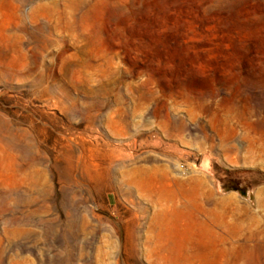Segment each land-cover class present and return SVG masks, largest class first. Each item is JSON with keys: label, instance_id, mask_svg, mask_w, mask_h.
Returning <instances> with one entry per match:
<instances>
[{"label": "rangeland", "instance_id": "1", "mask_svg": "<svg viewBox=\"0 0 264 264\" xmlns=\"http://www.w3.org/2000/svg\"><path fill=\"white\" fill-rule=\"evenodd\" d=\"M0 264H264V0H0Z\"/></svg>", "mask_w": 264, "mask_h": 264}, {"label": "bare ground", "instance_id": "2", "mask_svg": "<svg viewBox=\"0 0 264 264\" xmlns=\"http://www.w3.org/2000/svg\"><path fill=\"white\" fill-rule=\"evenodd\" d=\"M5 1L9 2L10 4H13V3L22 4V3H25L27 0H5ZM23 159H24V157H23ZM33 164H34V162H33ZM173 202H174V199H171V200L162 199V200H160V204H161L160 205V208H161L160 209V217L162 220V222H161L162 233H161V236L159 239V245L157 247L151 249L148 252L149 258H153L156 261H166L167 260L166 253L168 250V246H167L168 245V235H169V228H170L172 222H174V220H175V223H176V221L181 220V219L185 220L188 217V216L184 215L185 210H186L185 208L179 209V208L175 207L174 205L171 207L168 206V203L173 204ZM178 215H180V216H178ZM129 246L133 247L132 243H130Z\"/></svg>", "mask_w": 264, "mask_h": 264}]
</instances>
